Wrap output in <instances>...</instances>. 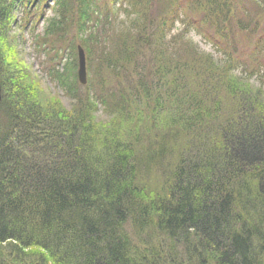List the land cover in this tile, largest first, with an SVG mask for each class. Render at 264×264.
Returning <instances> with one entry per match:
<instances>
[{
    "label": "trees",
    "instance_id": "obj_1",
    "mask_svg": "<svg viewBox=\"0 0 264 264\" xmlns=\"http://www.w3.org/2000/svg\"><path fill=\"white\" fill-rule=\"evenodd\" d=\"M42 9L70 109L2 59ZM0 77V264H264V0H0Z\"/></svg>",
    "mask_w": 264,
    "mask_h": 264
},
{
    "label": "rangeland",
    "instance_id": "obj_2",
    "mask_svg": "<svg viewBox=\"0 0 264 264\" xmlns=\"http://www.w3.org/2000/svg\"><path fill=\"white\" fill-rule=\"evenodd\" d=\"M41 12H45L42 9ZM46 13V12H45ZM53 17L51 11H47L45 16L40 18L38 24L34 27L33 31L26 28L24 31L15 29L13 36L16 40L10 43L2 45L4 48V54L2 59L5 64L12 70L21 68L24 70V75L32 79L33 82L40 88L44 98L48 99L49 102H61L66 109H70L72 104L71 99L68 96L69 84L73 83L75 75H78L79 66L74 67L73 58L65 53L62 60H58L57 55L60 54H48V50H44V44L41 41L42 34L46 29L48 19ZM175 31L174 33H177ZM191 40L199 49L209 53V47L205 45L202 37L194 32L190 33ZM242 38V37H241ZM43 44V45H42ZM57 57V58H56ZM60 57V56H59ZM14 67L12 68V65ZM57 65L54 72L49 70L53 65ZM52 65V66H51ZM58 72V74H56ZM61 75V77H59ZM89 78L88 65H87V81ZM255 83H259L260 80L255 79ZM264 89V82L262 83ZM104 107L98 106V111L95 117L99 122L105 121Z\"/></svg>",
    "mask_w": 264,
    "mask_h": 264
},
{
    "label": "water",
    "instance_id": "obj_3",
    "mask_svg": "<svg viewBox=\"0 0 264 264\" xmlns=\"http://www.w3.org/2000/svg\"><path fill=\"white\" fill-rule=\"evenodd\" d=\"M78 57H79V71H78L79 82L82 85H85L86 84V74H87L86 57L81 47L78 48ZM1 101H2V85H1V77H0V103Z\"/></svg>",
    "mask_w": 264,
    "mask_h": 264
}]
</instances>
